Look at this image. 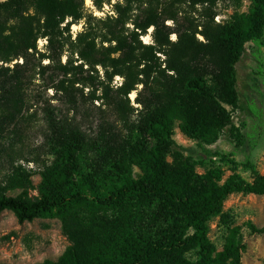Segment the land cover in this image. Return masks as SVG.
Masks as SVG:
<instances>
[{
    "label": "trees",
    "instance_id": "1",
    "mask_svg": "<svg viewBox=\"0 0 264 264\" xmlns=\"http://www.w3.org/2000/svg\"><path fill=\"white\" fill-rule=\"evenodd\" d=\"M94 1L100 10L112 5V14L91 16L76 35L72 26L86 18L85 0L0 2V62L23 59L13 68L0 67V97L8 107L0 134L22 112L20 90L28 81L23 72L33 54L59 64L64 78L49 88L67 102L76 104L77 84L99 82L127 124L119 129L105 122L92 139L72 118L47 111L53 159L38 185L31 170L14 166L0 182V213L13 212L19 223L60 219L70 245L56 261L35 264H242L247 244L241 227L226 220L224 206L234 194L264 196V174L250 161L244 165L252 181L237 173L223 181L217 167L198 173L174 136L178 124L188 138L213 145L235 128L228 107L240 108L237 65L246 44L264 36V0H252L250 13L235 12L220 25L213 15L201 32L186 33L167 24L176 20L173 13L149 8L138 15L141 0ZM151 28L152 43L145 44L142 37ZM41 38L45 52L38 50ZM117 76L122 85L110 89ZM134 91L142 109L131 123L127 106L135 110L129 98ZM217 217L228 225L221 250L209 237V223ZM247 227L264 235V226Z\"/></svg>",
    "mask_w": 264,
    "mask_h": 264
},
{
    "label": "rangeland",
    "instance_id": "2",
    "mask_svg": "<svg viewBox=\"0 0 264 264\" xmlns=\"http://www.w3.org/2000/svg\"><path fill=\"white\" fill-rule=\"evenodd\" d=\"M5 0H0V2ZM121 0H111L116 4ZM163 10L175 15L176 20L167 24L181 32H201L214 15V24L226 23L235 13H250L252 0H219L214 5H194L187 0H141L137 5V14L147 9ZM112 14V5L106 3L102 10L98 9L94 0H85L84 15L86 18L72 26L76 35L83 30L86 19L105 18ZM153 29L142 37L145 44L152 43ZM199 40L204 41L201 34ZM178 39L176 34L172 41ZM46 39H39L38 50L45 52ZM68 53L62 57L64 64ZM77 58V57H76ZM29 64L24 68L23 76L28 79L20 94L24 102L20 105L21 114L12 125H6L0 134V182L12 172L14 166L21 164L34 173L33 182L41 181L40 172L49 164L53 156L48 143L46 112L54 111L78 122L90 138H95L102 124L111 123L119 129L126 128V122L115 109L109 99L105 98V86H88L77 84L74 90L76 104L67 102L61 94H57L50 86L56 85L64 77L60 75L58 63H50L49 59L41 62L39 54L29 56ZM23 63V59L10 63L0 62V67H14ZM80 63V62H79ZM50 68L43 70V66ZM87 68V66H86ZM99 74L103 76L102 68ZM240 108L233 109L234 129L222 132L219 140L213 145H201L185 136L180 129H175V140L182 147L185 157L196 162V171L205 173L211 167L223 172V181L233 173L252 181L251 173L245 168L247 161L252 162L261 174H264V36L260 42H249L245 46L242 60L237 65ZM85 75V74H84ZM78 78H83L82 75ZM124 79L117 76L110 89L122 85ZM109 83L106 84V86ZM109 89V88H108ZM142 86H139V90ZM145 95V94H144ZM144 97V96H142ZM130 106L135 108L127 112L130 122L137 120L142 106L136 102L137 91L129 96ZM127 103V101L125 100ZM8 112V107L0 97V119ZM129 122V123H130ZM179 123V122H178ZM242 138L238 140L237 135ZM223 157L235 161L239 166L223 161ZM172 160L170 157L168 158ZM226 159V160H227ZM14 192L12 194H15ZM35 195L37 192H33ZM224 213L231 225L241 227L242 238L247 244L243 252L242 264H264V235H252L247 224L252 222L259 227L264 226V196L254 194H234L225 202ZM228 225L221 217L209 223V237L218 250L224 246ZM70 245L62 229L59 218L37 219L32 222L19 223L11 211L0 213V264H35L46 259L56 261Z\"/></svg>",
    "mask_w": 264,
    "mask_h": 264
}]
</instances>
